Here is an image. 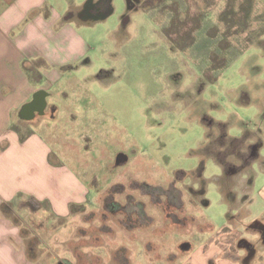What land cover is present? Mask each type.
<instances>
[{"label": "rangeland", "instance_id": "rangeland-1", "mask_svg": "<svg viewBox=\"0 0 264 264\" xmlns=\"http://www.w3.org/2000/svg\"><path fill=\"white\" fill-rule=\"evenodd\" d=\"M128 1L113 0V14L86 35L94 76H67L49 90L58 115L38 135L50 166L65 164L82 188L14 205L28 257L184 264L210 243L258 250L261 233L246 225L244 204L252 169L262 176L264 168V0H142L134 11ZM218 124L240 143L221 139ZM209 133L223 166L203 151ZM120 154L128 161L118 166ZM74 194L84 209L52 211V200L67 207Z\"/></svg>", "mask_w": 264, "mask_h": 264}, {"label": "crops", "instance_id": "crops-1", "mask_svg": "<svg viewBox=\"0 0 264 264\" xmlns=\"http://www.w3.org/2000/svg\"><path fill=\"white\" fill-rule=\"evenodd\" d=\"M113 12V0H0V264H38L28 257L15 204L23 210L24 204L31 206L32 199L49 200L55 187H60L59 192L67 185L82 188L65 164L50 166L51 152L38 128L58 115L49 101L54 84L77 73L94 76L88 59L94 49L89 37ZM38 95L44 98L43 111L25 116L24 109ZM259 162L264 166V160ZM253 172L244 219H251L246 225L264 229V168L262 176ZM52 178L58 180L56 186L48 181ZM22 196L29 201H20ZM84 204L74 194L67 207L52 200L51 208L57 215L67 208L70 215L73 207L80 210ZM261 238L263 246L252 264H264ZM241 252V248L239 254L231 253L227 247L210 243L184 264H242L246 254Z\"/></svg>", "mask_w": 264, "mask_h": 264}, {"label": "trees", "instance_id": "trees-1", "mask_svg": "<svg viewBox=\"0 0 264 264\" xmlns=\"http://www.w3.org/2000/svg\"><path fill=\"white\" fill-rule=\"evenodd\" d=\"M128 3H129V10L130 11H132L133 10V8H134V6L132 5V3H131V0H129L128 1ZM146 3H147V1H146ZM251 9V8H250ZM243 12H245L244 10H243ZM218 126V128H219V126H222L223 128V134H221L222 133V131H219V135H220V138L222 139L224 136H226L227 138H229L230 140H229V143H234V144H236V142L239 144L240 143V141H239V139H238V141H236V138H230V137H228V135H227V133H226V125H223V124H218L217 125ZM221 129V130H222ZM260 132V134H261V136H262V133H263V131L261 130V129H259V131H258V133ZM253 135V134H252ZM261 140V142L260 143H258V144H256L255 146H253V148H252V156H251V158H249V160H247V162H245L244 163V168H246V169H249L250 167H251V165H253V160H257L258 159V157L260 156L259 155V150H260V148H262L263 147V140H262V138H260ZM245 140V139H244ZM236 141V142H235ZM208 143H207V145L204 147V149H203V151H204V153H205V155L206 156H209V157H211V158H213V159H215L217 162H219V164L221 165V166H223L222 164L224 163L220 158H217V156L213 153V151L211 152V147H212V143L213 142H215V140L213 141V137L211 136V133H209L208 134V141H207ZM243 142V141H242ZM241 142V143H242ZM229 143H220V144H218V147H219V149H225V147H227V145L229 144ZM213 146H215L214 145V143H213ZM254 148H257L256 150H254ZM223 151V150H222ZM256 160H255V162H256ZM251 161L253 162V163H251ZM222 163V164H221ZM263 164H264V162H263ZM251 170V169H250ZM246 175V174H245ZM252 175V173L250 172V176ZM252 179H253V176L251 177ZM228 196V195H227ZM227 196H226V199H227ZM227 200H229V199H227ZM76 209L77 208H75V207H73L72 208V212H75L76 211ZM82 209H84V208H81L80 210H82Z\"/></svg>", "mask_w": 264, "mask_h": 264}, {"label": "flooded vegetation", "instance_id": "flooded-vegetation-1", "mask_svg": "<svg viewBox=\"0 0 264 264\" xmlns=\"http://www.w3.org/2000/svg\"><path fill=\"white\" fill-rule=\"evenodd\" d=\"M134 2H137L141 5L142 0H131L132 5L134 6L132 11L138 10V8H136V6L134 5ZM43 107H44V98L42 97V95H38V97L35 99V101L24 109V114H25V116H31V114L33 112H42ZM255 228H256L257 232L262 233V235H260L259 238H261V236L264 237V229L259 227V226L255 227ZM261 240H262V238H261ZM240 246H242V248H244L247 252L246 256L244 257V259L242 261L243 262L242 264H250L251 260L254 259V256L257 253V248H253L250 244L248 245V243L246 241H241Z\"/></svg>", "mask_w": 264, "mask_h": 264}, {"label": "water", "instance_id": "water-1", "mask_svg": "<svg viewBox=\"0 0 264 264\" xmlns=\"http://www.w3.org/2000/svg\"><path fill=\"white\" fill-rule=\"evenodd\" d=\"M257 148H254L256 150ZM128 161L127 157L124 156L123 154H120L117 158V165H123ZM192 249V245L190 243H185L181 245V250L184 252H189ZM60 264H65L64 262H61Z\"/></svg>", "mask_w": 264, "mask_h": 264}]
</instances>
